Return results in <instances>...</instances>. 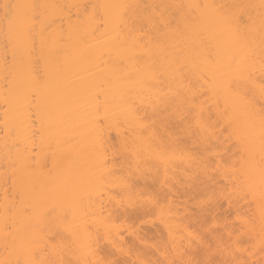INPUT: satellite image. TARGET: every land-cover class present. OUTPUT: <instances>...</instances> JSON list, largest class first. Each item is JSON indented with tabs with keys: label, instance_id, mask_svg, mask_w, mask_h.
I'll return each mask as SVG.
<instances>
[{
	"label": "snow or ice",
	"instance_id": "1",
	"mask_svg": "<svg viewBox=\"0 0 264 264\" xmlns=\"http://www.w3.org/2000/svg\"><path fill=\"white\" fill-rule=\"evenodd\" d=\"M0 109V264H264V0H0Z\"/></svg>",
	"mask_w": 264,
	"mask_h": 264
},
{
	"label": "bare ground",
	"instance_id": "2",
	"mask_svg": "<svg viewBox=\"0 0 264 264\" xmlns=\"http://www.w3.org/2000/svg\"><path fill=\"white\" fill-rule=\"evenodd\" d=\"M0 115H2V109H0ZM151 235V233H149Z\"/></svg>",
	"mask_w": 264,
	"mask_h": 264
}]
</instances>
